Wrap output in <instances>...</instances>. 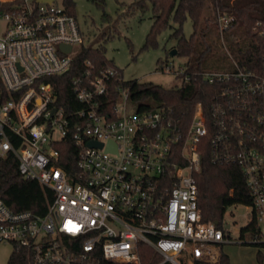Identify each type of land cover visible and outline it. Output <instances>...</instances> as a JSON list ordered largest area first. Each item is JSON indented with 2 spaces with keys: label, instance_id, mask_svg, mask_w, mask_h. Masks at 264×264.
Here are the masks:
<instances>
[{
  "label": "built area",
  "instance_id": "2783aa9c",
  "mask_svg": "<svg viewBox=\"0 0 264 264\" xmlns=\"http://www.w3.org/2000/svg\"><path fill=\"white\" fill-rule=\"evenodd\" d=\"M229 21L219 16L222 36ZM86 41L56 0H0V157L12 154L23 177L54 193L44 214L0 199V245L29 248L36 264L217 262L235 240L231 224L204 220L198 203L199 144L209 135L215 160L237 164L251 196L250 239L238 241L264 244V57L258 69L234 59L233 69L207 71L226 84L210 116L199 102L183 126L162 108L133 111L112 66L73 79L78 106L67 113L49 79Z\"/></svg>",
  "mask_w": 264,
  "mask_h": 264
},
{
  "label": "trees",
  "instance_id": "16d2710c",
  "mask_svg": "<svg viewBox=\"0 0 264 264\" xmlns=\"http://www.w3.org/2000/svg\"><path fill=\"white\" fill-rule=\"evenodd\" d=\"M63 3L70 13L76 15L74 0H63ZM148 3L152 6L154 21L142 49L156 44L157 35L164 29L171 28L169 37L176 39L177 55L187 57V60L181 69L175 71L177 76L183 77L180 85L165 87L152 81L138 79L122 81L128 88L130 101L136 106V110L162 108L170 117L185 126L192 119L197 104L201 102L206 116H210L209 108L218 99L226 83L218 80L210 82L206 79L205 74L208 70L203 69L202 64L208 51L207 31L213 27L220 34V15L230 17L224 35L239 29L237 32L244 36V40L231 37L234 40L233 52L240 66L250 69L261 67L264 57V36L258 31L264 28V0H138L132 4L131 10L137 7L145 8ZM187 19H190L193 25L190 36H186L183 30ZM111 36L113 34L110 28L103 30L99 35L102 41L97 42L95 38L92 43L83 45L71 68L66 73L49 79L57 86L59 103L64 106L67 113L78 106L71 100V83L75 77L86 70L91 74H97L109 66L116 67L123 76L122 69L106 56L105 42ZM88 61L91 64H88ZM158 62L161 64L160 68L164 70L165 61L159 59ZM115 82L119 84L117 78ZM112 92L115 96V87ZM67 147L71 150L74 146L68 143ZM70 150L63 151V155L66 157V152ZM199 150L201 168L196 173L199 207L204 220L222 222L229 206L239 203L251 204L245 176L237 164L215 160L210 135L202 138ZM63 165L69 172H74L73 163L63 162ZM53 195V190L41 185L37 180L23 177L12 154L0 157V199L8 206L15 210L29 209L44 214ZM257 246L264 247V244ZM145 248L149 250L148 247ZM258 258L260 261L263 260L260 249ZM7 264L36 263L29 248L15 245ZM197 264H230V258L221 251L217 262L200 261Z\"/></svg>",
  "mask_w": 264,
  "mask_h": 264
},
{
  "label": "rangeland",
  "instance_id": "374dc122",
  "mask_svg": "<svg viewBox=\"0 0 264 264\" xmlns=\"http://www.w3.org/2000/svg\"><path fill=\"white\" fill-rule=\"evenodd\" d=\"M136 1L138 0H74L75 14L86 33V44L92 43L95 38L97 42L102 41L99 35L110 28L113 36L105 42L106 56L122 69L125 80L152 81L165 87L180 85L183 77L177 76L175 71L185 65L187 57L170 54L176 45V39L169 37L171 28L164 29L157 35L156 44L142 49L154 18L150 3L145 8L131 10ZM56 2L64 4L63 0ZM183 30L186 36H190L193 31L190 19L184 23ZM237 30L239 29L233 31L235 35L230 32L222 36L215 28H209L208 51L202 64L203 69L219 71L234 68L236 57L231 37L244 40L243 34ZM159 59L165 61L164 70L160 68ZM132 110H136L134 104ZM251 212V207L243 203L226 209L224 221L231 224L229 233L235 241L221 244L220 249L229 255L230 264H264V247L238 241L243 234L246 240L250 239V232L246 227L252 218ZM259 249L263 254L262 261L258 258ZM13 250L11 243L0 245V264L8 263Z\"/></svg>",
  "mask_w": 264,
  "mask_h": 264
},
{
  "label": "water",
  "instance_id": "95a60500",
  "mask_svg": "<svg viewBox=\"0 0 264 264\" xmlns=\"http://www.w3.org/2000/svg\"><path fill=\"white\" fill-rule=\"evenodd\" d=\"M38 1H40V2H52L53 0H38ZM64 49H66L67 51H70L71 50V47L70 46H62ZM177 52H178V50H177V48H173L171 51H170V54L171 55H176L177 54ZM90 145H96V146H102V143L101 142H96V141H91L90 143H89ZM108 148L109 149H111L112 148V144H109V146H108ZM217 223H218V221H217Z\"/></svg>",
  "mask_w": 264,
  "mask_h": 264
}]
</instances>
